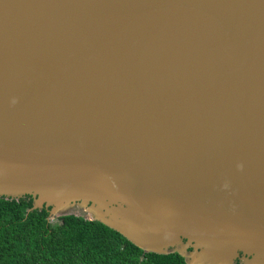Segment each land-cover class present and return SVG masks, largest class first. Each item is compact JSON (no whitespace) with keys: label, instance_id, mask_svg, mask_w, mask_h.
Here are the masks:
<instances>
[{"label":"water","instance_id":"obj_1","mask_svg":"<svg viewBox=\"0 0 264 264\" xmlns=\"http://www.w3.org/2000/svg\"><path fill=\"white\" fill-rule=\"evenodd\" d=\"M25 196L264 264V0H0V198Z\"/></svg>","mask_w":264,"mask_h":264},{"label":"trees","instance_id":"obj_2","mask_svg":"<svg viewBox=\"0 0 264 264\" xmlns=\"http://www.w3.org/2000/svg\"><path fill=\"white\" fill-rule=\"evenodd\" d=\"M33 199L0 198V264H186L177 253H145L97 221L70 214L49 221ZM236 264H239L238 261Z\"/></svg>","mask_w":264,"mask_h":264},{"label":"rangeland","instance_id":"obj_3","mask_svg":"<svg viewBox=\"0 0 264 264\" xmlns=\"http://www.w3.org/2000/svg\"><path fill=\"white\" fill-rule=\"evenodd\" d=\"M67 212H69V213H73V214H75V215L82 216V217H84L85 219H88V217H89V216L86 214V212L81 211V210H79V209H77V208H73V209H71V210H68ZM63 213H66V212H63ZM63 213H62V214H63ZM62 214L60 213V214H56L55 216L50 217V218H49V221H50L52 224L58 223V218L60 217V216H58V215H62ZM172 249H175V248H172ZM190 249H191V248H188L187 250L189 251ZM239 257H242V255L240 254ZM234 262H235V260H234ZM240 263L242 264L241 261H240Z\"/></svg>","mask_w":264,"mask_h":264},{"label":"bare ground","instance_id":"obj_4","mask_svg":"<svg viewBox=\"0 0 264 264\" xmlns=\"http://www.w3.org/2000/svg\"><path fill=\"white\" fill-rule=\"evenodd\" d=\"M40 192L43 193V194H47V195H48V193H51V192H47L45 190H41ZM49 197H53V196L50 194ZM57 207H59L58 203H57Z\"/></svg>","mask_w":264,"mask_h":264},{"label":"clouds","instance_id":"obj_5","mask_svg":"<svg viewBox=\"0 0 264 264\" xmlns=\"http://www.w3.org/2000/svg\"><path fill=\"white\" fill-rule=\"evenodd\" d=\"M15 102V101H14Z\"/></svg>","mask_w":264,"mask_h":264}]
</instances>
